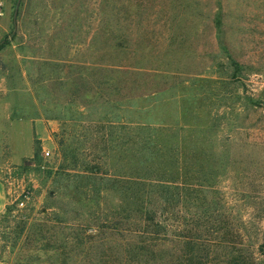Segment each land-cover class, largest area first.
I'll return each instance as SVG.
<instances>
[{
  "label": "rangeland",
  "instance_id": "rangeland-1",
  "mask_svg": "<svg viewBox=\"0 0 264 264\" xmlns=\"http://www.w3.org/2000/svg\"><path fill=\"white\" fill-rule=\"evenodd\" d=\"M17 3L0 0V40L17 30L0 51V264H125L135 238L102 227L118 189L61 170L59 136L106 116L183 137L181 166L197 153L202 192L223 198L237 230L209 264H264V0H21L16 14ZM113 146L108 176L120 177Z\"/></svg>",
  "mask_w": 264,
  "mask_h": 264
},
{
  "label": "trees",
  "instance_id": "trees-1",
  "mask_svg": "<svg viewBox=\"0 0 264 264\" xmlns=\"http://www.w3.org/2000/svg\"><path fill=\"white\" fill-rule=\"evenodd\" d=\"M16 36L14 29L0 40V51ZM108 64H105L107 68L116 66ZM113 79L110 73L101 78L102 83ZM84 122L89 123L88 131L80 132L78 138L73 139L67 133L59 136L62 174L74 173L76 178L90 181L94 188L103 186V191L118 189V205L112 208L117 216L108 214L102 227L114 229L111 224L117 222L123 240L128 236L135 238L132 244L127 243L125 264H209L213 247L231 245V236L237 230L223 210V198L217 192H202L212 184L211 179L205 180L209 182L206 185L201 180L200 173L205 168L198 163L197 153L191 151V155H184L192 159L181 166L178 149L185 141L183 137H170L166 128L140 124L136 127L135 123L128 125L126 121L120 122L119 129L107 116ZM115 132L116 138H113ZM115 142L122 168L120 177L108 176ZM181 174L184 180L174 178ZM186 183L193 188H182ZM182 203L186 208L184 216L180 215ZM171 209L178 214L176 217L183 218L181 223H168L166 212ZM170 241L176 246L168 258L166 246ZM238 262L241 259L235 258L234 263Z\"/></svg>",
  "mask_w": 264,
  "mask_h": 264
},
{
  "label": "crops",
  "instance_id": "crops-1",
  "mask_svg": "<svg viewBox=\"0 0 264 264\" xmlns=\"http://www.w3.org/2000/svg\"><path fill=\"white\" fill-rule=\"evenodd\" d=\"M32 125H33L34 135L36 132L39 135H42V137L44 135L45 137H43V139H45L47 137L51 138L50 133L48 135V128L46 127L47 126L46 124H43V122H35V124H32ZM45 134H47L48 136ZM30 155H32V153L22 156L21 160L25 157L30 156ZM13 161H14L13 163H15V164H18L20 162V161L17 162L14 159H13ZM8 204H9V189H8V186L6 185V183L4 182L3 178L0 177V214L6 210Z\"/></svg>",
  "mask_w": 264,
  "mask_h": 264
},
{
  "label": "built area",
  "instance_id": "built-area-1",
  "mask_svg": "<svg viewBox=\"0 0 264 264\" xmlns=\"http://www.w3.org/2000/svg\"><path fill=\"white\" fill-rule=\"evenodd\" d=\"M28 198H29L28 193H25V194L22 196V198L20 199V201H19L18 204H19L20 206H24L25 203H26V201L28 200Z\"/></svg>",
  "mask_w": 264,
  "mask_h": 264
},
{
  "label": "water",
  "instance_id": "water-1",
  "mask_svg": "<svg viewBox=\"0 0 264 264\" xmlns=\"http://www.w3.org/2000/svg\"><path fill=\"white\" fill-rule=\"evenodd\" d=\"M20 1H21V0H18L17 6H16V14H17V10H18L19 5H20Z\"/></svg>",
  "mask_w": 264,
  "mask_h": 264
}]
</instances>
